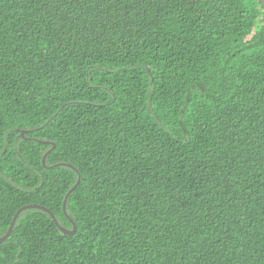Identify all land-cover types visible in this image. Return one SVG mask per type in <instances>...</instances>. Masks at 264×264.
Listing matches in <instances>:
<instances>
[{"label":"trees","instance_id":"obj_1","mask_svg":"<svg viewBox=\"0 0 264 264\" xmlns=\"http://www.w3.org/2000/svg\"><path fill=\"white\" fill-rule=\"evenodd\" d=\"M27 205L75 233L0 264H264L258 0H0V237Z\"/></svg>","mask_w":264,"mask_h":264},{"label":"water","instance_id":"obj_2","mask_svg":"<svg viewBox=\"0 0 264 264\" xmlns=\"http://www.w3.org/2000/svg\"><path fill=\"white\" fill-rule=\"evenodd\" d=\"M258 2H259L261 8H262L263 11H264V0H258ZM18 133H19V134H18V137L24 139V137H23L24 131H18ZM40 143H44V142H40ZM50 145L52 146V148H51L50 150H48V151L43 155L42 160H41L42 164H44V160H45L46 156H47V155H48V154L54 149V147H55L54 144H52V143H51ZM78 182H79V179L77 180V182H76V184L73 186V188H71V189L68 191V193L65 195L64 200H63V203H62V210H63V212H64V210H65V202H66L67 196H68V194L74 189V187L77 186ZM26 209H38V210H41V211H43V212L49 214L50 217L52 218V220L54 221V223L56 224L54 217H53V216L49 213V211H48L47 209H45L44 207L37 206V205H27V206H24V207L18 209V210L15 212V214L13 215V217H12V219H11V222H10V224H9V227H8L6 233H5L2 237H0V243L4 242V241L9 237V235H10V233H11L13 227H14V224H15V221H16L17 217L19 216V214H20L22 211H24V210H26ZM68 220H69V221L71 222V224H72V230H71V231H67V230L63 229L62 227L58 226L57 224H56V225L58 226L59 230H60L63 234L73 235V234L75 233L76 227H75V225H74V223L72 222L71 219H68Z\"/></svg>","mask_w":264,"mask_h":264},{"label":"bare ground","instance_id":"obj_3","mask_svg":"<svg viewBox=\"0 0 264 264\" xmlns=\"http://www.w3.org/2000/svg\"><path fill=\"white\" fill-rule=\"evenodd\" d=\"M39 173H40V172H39ZM42 174H43V173H42ZM40 178H41V177H40ZM84 207H85V206H84ZM85 208H86V207H85ZM83 209H84V208H83ZM79 210H80V209H79ZM79 210H78V211H79ZM88 212H89V211H88ZM85 213H86V212H85ZM75 224H76V223H75ZM61 227H62V226H61ZM67 228H68V227H67ZM68 231H69V230H68Z\"/></svg>","mask_w":264,"mask_h":264}]
</instances>
